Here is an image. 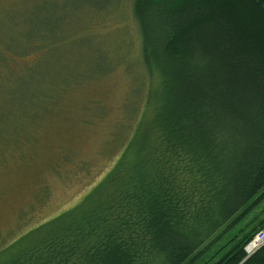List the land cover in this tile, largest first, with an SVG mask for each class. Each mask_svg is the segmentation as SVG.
Masks as SVG:
<instances>
[{
    "label": "trees",
    "instance_id": "1",
    "mask_svg": "<svg viewBox=\"0 0 264 264\" xmlns=\"http://www.w3.org/2000/svg\"><path fill=\"white\" fill-rule=\"evenodd\" d=\"M133 13L161 85L149 127L140 120L105 178L0 264H264V245L245 250L264 229V0H134ZM76 37L0 32V84L65 63ZM59 88L39 89L20 112L31 123L0 131L2 143L26 137Z\"/></svg>",
    "mask_w": 264,
    "mask_h": 264
},
{
    "label": "rangeland",
    "instance_id": "2",
    "mask_svg": "<svg viewBox=\"0 0 264 264\" xmlns=\"http://www.w3.org/2000/svg\"><path fill=\"white\" fill-rule=\"evenodd\" d=\"M133 4L134 0H0V32L48 29L78 36L64 42L63 48H69L65 63L50 60L35 66L27 86L7 90L0 84L2 132L18 122L19 127L31 123V116L30 121L19 117L36 93L46 94L56 85L67 89L34 117L36 121L43 116L24 131L26 137L0 140V250L15 242L0 258L77 206L114 168L139 121L149 127L161 85L158 74L146 69ZM72 47L77 49L74 55ZM87 71L94 77L77 83ZM66 74L75 78L63 80ZM7 108L11 112L5 113ZM5 117L11 122L3 124Z\"/></svg>",
    "mask_w": 264,
    "mask_h": 264
},
{
    "label": "built area",
    "instance_id": "3",
    "mask_svg": "<svg viewBox=\"0 0 264 264\" xmlns=\"http://www.w3.org/2000/svg\"><path fill=\"white\" fill-rule=\"evenodd\" d=\"M263 245H264V229L255 235V237L245 247V250L248 256H250L259 248H261Z\"/></svg>",
    "mask_w": 264,
    "mask_h": 264
}]
</instances>
